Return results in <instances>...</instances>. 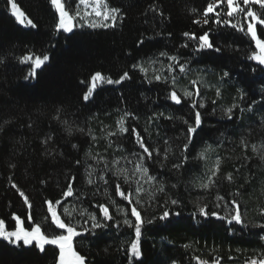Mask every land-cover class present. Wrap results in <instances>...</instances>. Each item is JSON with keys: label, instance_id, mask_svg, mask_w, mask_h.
<instances>
[{"label": "trees", "instance_id": "1", "mask_svg": "<svg viewBox=\"0 0 264 264\" xmlns=\"http://www.w3.org/2000/svg\"><path fill=\"white\" fill-rule=\"evenodd\" d=\"M14 2L36 27L27 19L25 24H19L7 0H0V219L8 223L9 230L16 227L13 213L27 229V218L32 214L33 223L41 225L46 235L59 234L58 229L53 231L54 225L48 227L51 216L44 201L61 200L56 211L68 223L61 207L76 197L98 219H102L97 207L100 203L114 217L107 221L108 227L96 229L95 234L83 231L90 228L86 221L83 228L76 229L82 235L74 238V249L85 257L86 264H250L253 259H262L264 228L256 225L264 224V216L258 214V208L264 207V161L252 153L251 145H264V67L250 58L254 44L247 34L244 14L228 17L227 5L221 4L216 9L221 14L219 19L230 23L217 24L216 15L209 13V22L204 24V10L213 0H106L110 8L121 10L119 15L123 18L117 19L115 27H82L65 33L56 31L59 19L50 0ZM62 2L70 14L74 13L78 0ZM251 6L254 11L264 12L259 5ZM185 32L197 36L209 32L210 40L220 51L194 52L198 41H192ZM258 32L264 38L260 29ZM185 44L188 47H183ZM161 52L175 56L176 61L161 56ZM28 54H48L50 59L36 69L35 77L25 79L32 64L21 62L20 58ZM156 61L169 68L168 75L161 74L159 81L155 79L157 74L140 71V67ZM180 64L185 71L180 70ZM195 71L222 77L228 71L229 76L223 78L229 90L239 96L243 111H232L231 119L221 113L208 115L207 108L199 107L196 85L193 98L185 99L176 86L173 88L171 77L181 78ZM96 72L113 80L128 72L130 78L119 85L98 83L93 96L84 101V92ZM172 90L181 97L179 105L167 98ZM192 101L197 102L195 108ZM196 111L202 114V125L189 151L184 152L183 146L188 142V125L184 121L194 124ZM158 113L164 115L154 118ZM121 118L129 130L123 134L117 130ZM4 121L8 123L5 125ZM67 127L72 128L71 135ZM132 128L142 135L150 150H156L151 160L137 144ZM241 140L246 141L247 147ZM203 142L216 145L222 161L217 185L207 192L192 188L190 183L200 169L194 157ZM94 145L105 158L117 154L120 159H129L134 158L133 153L145 156L149 174L157 179L144 205H137L132 198L134 184H124L108 174L105 180L109 183L104 184L98 178L101 171L91 177L85 174L87 153ZM166 148L171 151L165 160ZM185 155L187 162L174 168ZM228 173L233 175L232 182L225 178ZM72 177L76 179L73 181ZM86 178L94 183H86ZM70 181L73 195L65 198L63 192ZM160 182L164 185L162 192L158 191ZM13 183L29 197L31 209L11 187ZM117 183L126 194L131 193V204L116 194ZM217 195L223 200H216ZM173 199L178 201L176 205L171 204ZM196 199H200L201 206L208 205L207 217L199 215ZM112 200L124 207L133 224V206L142 221L153 220L142 225L140 259L130 258L128 252L137 240L135 228L120 221L110 205ZM233 200L239 202L241 212L247 210L241 224H229L230 218L217 209L218 204L224 203L233 208ZM165 210L170 215L161 221L158 217ZM212 212L217 216H212ZM57 257L55 246L46 245L41 252L35 244L24 246L20 241L13 245L0 238V264H56Z\"/></svg>", "mask_w": 264, "mask_h": 264}, {"label": "snow or ice", "instance_id": "2", "mask_svg": "<svg viewBox=\"0 0 264 264\" xmlns=\"http://www.w3.org/2000/svg\"><path fill=\"white\" fill-rule=\"evenodd\" d=\"M244 7L240 6L239 0H213L212 3H209L207 7L204 10V20L203 23L207 24L209 22V13H214L217 17L216 23L220 24L223 23L225 25H228L230 21L223 20L221 21L219 19L220 13L216 12V9L221 6V4L227 5V12L226 15L228 17L234 16L236 13H243L244 18L247 21V34L251 37V40L255 42L256 48L259 50V54L254 53L250 58L253 60H256L259 64L264 65V39H261L257 35V29L256 26H264V12H257L253 10V7L250 5H259L260 9L264 10V0H242ZM7 3L11 6L12 15L16 17V20L20 23H23L24 20L27 19V17L24 15V13L19 9L17 6V3L14 2V0H7ZM50 3L55 7L58 16L59 21L56 24V31H63L65 33H70L73 31V20L76 16L80 15L79 10L75 12V14H70L68 10H66L65 3L62 2V0H50ZM79 4H83L87 6L88 0H79ZM103 7V12H101L99 9ZM95 15L97 17H102L104 21H107L111 19L112 21H116L117 19H122L123 17L119 15L120 9L119 8H110L106 0H95ZM195 12L196 10L193 9ZM87 15V14H86ZM28 24H30L33 28L36 27V25L30 20L27 19ZM195 23H200V21H195ZM89 27L96 28V27H115V23L109 25L107 23H90L88 24ZM232 28L237 29L238 31L243 32L244 28L239 27L237 24H231ZM185 36L189 37L192 41L198 43L196 44V47L193 49L194 52H201L205 50H214L216 52L220 51V48H217L214 46V43L210 40V33L204 32L203 35H195V34H189L187 32L184 33ZM140 44H143V41L139 42ZM183 47H188L187 44L183 45ZM161 56H168L167 53L161 52ZM21 62L31 61L32 64V71L28 74V76L25 77V79H30L35 77L36 75V69H40L47 61H49L50 57L48 54L41 55H33L28 54L20 58ZM168 59L175 62L176 57L175 56H168ZM134 68L139 67L138 65H133ZM180 70L183 72L185 71V67L183 64L179 65ZM140 71L146 73V69L143 67H140ZM229 72L225 71L223 73V77H228ZM129 73L124 72L123 75L119 77V79L113 80L111 77H105L100 72L94 73L90 80L91 83L89 87L87 88V91L84 92L83 100L88 101L90 97L93 96V93L97 87L98 83H107L109 85L111 84H121L123 81L129 79ZM163 77L160 75H156L155 79L157 81L161 80ZM83 83V81H82ZM195 83V82H193ZM175 85V78H173V88ZM196 95H199V92L197 91ZM217 95H220L219 89H217ZM193 96L192 92L184 91L183 97L185 99H189ZM171 101H173L175 104L179 105L181 103V97L177 95V92L175 90H172L169 93V96L167 97ZM215 103V101H213ZM197 102L192 101V107H196ZM200 108H204L205 105L203 103L199 104ZM59 112V110H58ZM232 108L227 109L226 114L229 115V119H231ZM126 115H131L126 113ZM164 113H158L154 114V118H158L159 116H163ZM152 118H150L151 120ZM63 124L67 125V121H61ZM8 121H4V124L6 125ZM185 124H187V133H186V140L187 143L183 146V151L188 152L189 146L191 143H193L195 134H197L198 129L202 125V114L199 111H196L195 113V122L194 124L189 123L188 121H184ZM118 132L119 134H123L128 132V128H126L125 121L123 118H121L120 121H118ZM3 130V125H0V131ZM66 131L69 135L72 134V128L67 127ZM78 131H83L82 129H78ZM132 134L135 135L136 142L139 144V147L143 149V152L147 154V159L151 160L153 158V152H155V149L150 150L148 146H146V143L144 139L142 138V135L135 129H131ZM117 133H109V135H116ZM47 139H51V137H48ZM47 139L44 141V143H47ZM167 143V141L165 142ZM241 144L247 147V143L244 140H241ZM74 148L77 147V145H73ZM252 151L254 153H257L259 150L257 148V145L253 144ZM213 146L211 144L206 145L198 154L196 159L199 160H206L207 153L210 151H213ZM171 151L170 148H166L164 152V159H168L167 153ZM133 155L138 156L139 163L136 165L135 171L138 173H142L149 182H156V177L149 174V168L145 165V156L140 155L138 153H133ZM264 159V155L261 157ZM95 159V157H93ZM188 156H184V160L181 161L178 164H174V168H181L185 162H187ZM79 163V161L77 162ZM221 159L217 158L215 161V165L213 169L211 170V174L207 177V180L201 183H197L195 186L200 188L201 190L207 192L208 190L215 188L217 185V179H218V173L220 172V166H221ZM163 166V165H162ZM92 173L89 172V177H91ZM112 176H115L117 179L122 178L124 184H129L131 177L128 174V171L126 169H117L112 172ZM101 181L104 182V184H108L109 181L105 180L104 176L101 174L98 177ZM229 182L233 181V175L231 173H228L225 177ZM75 177H72L71 180H75ZM89 184L94 183L92 179H88L87 181ZM43 183V181L41 182ZM11 187L16 189V191L19 193V196L23 198V203L31 209L33 205L30 203L29 197L25 194V192L21 191L20 188L15 184H11ZM175 187V185H173ZM116 194L120 196L123 200L128 201L129 204L132 203L130 196L131 193H125V191H122L121 184H116ZM142 191L140 187L136 188V193L139 194ZM158 191L162 192L164 191V185L162 182H160ZM105 193L107 194V188L105 189ZM73 195V184L70 181L67 190L63 192V197H71ZM236 195H239V193H236ZM216 200H223V197L220 195L216 196ZM45 204H47V211L51 216V225H48L49 228H51L52 225L55 226L53 231L55 230H62L59 234H54L52 236L46 235L41 230V225L33 223V216L32 214H29L27 220L30 224V230L25 229L22 227V221L19 216H17L15 213L12 215V219L15 221L16 227L12 230H9V225L4 219H0V238H2L5 241H8L10 244L18 245L20 241L23 242L24 246H30L33 243H35V246L37 249H39L41 252L45 250L46 245H52L55 246L56 249L59 250L58 257L56 260V264H86L85 257L82 256L78 251H76L73 248V238L81 236L82 233L78 232L76 230V227H74L71 222L65 223L63 219H61L60 215L57 214L56 206L61 205V200L57 199L55 200V203H53L51 200H45ZM135 203L137 205L141 204V200L139 198L136 199ZM178 203L177 200L173 199L171 200L172 205H176ZM233 205V214L231 215L230 219H228V223L232 224L235 222L236 224H241L242 221V213L240 211L239 202L236 200L231 201ZM113 206H115V202H112ZM99 208V213L102 219H98L97 214L93 212H88V219L91 220V227L90 228H84L83 231L85 233H92L95 234L96 229H103L108 227L107 221L114 219L112 215L109 214V208L106 207L103 203H100L97 205ZM198 213L200 216L207 217L209 213L206 211L208 205L204 204L201 206L200 204L196 205ZM219 207V205H217ZM86 210H82L80 212V215H85ZM117 211L119 213H124L125 209L122 207H117ZM64 214L68 217H71V212L68 211V209L64 208ZM197 213H193V216H195ZM258 214L261 216H264V207L258 208ZM131 215L135 217L134 224L129 219L125 218L123 220V223L125 225H128L130 227L134 226L135 233L137 240L133 241L130 248L128 249L129 256L136 257L137 259H140L142 256L141 249L139 247V237L141 235V228L143 223L151 224L153 220H147L142 221V217L140 212L138 211L137 207L133 206L131 208ZM170 213L169 211L165 210L158 219L163 221L166 220L169 217ZM176 215H179V213H176ZM212 216H217V213L212 212ZM220 219H224V217H218ZM155 219V218H154ZM87 223V221H86ZM257 227L264 228V224L256 225ZM261 239L264 240V236H261ZM175 264V262H173ZM200 264H208L207 261H201ZM213 264H219L218 261H214ZM250 264H264V260H260L257 262L255 259H253Z\"/></svg>", "mask_w": 264, "mask_h": 264}, {"label": "rangeland", "instance_id": "3", "mask_svg": "<svg viewBox=\"0 0 264 264\" xmlns=\"http://www.w3.org/2000/svg\"><path fill=\"white\" fill-rule=\"evenodd\" d=\"M239 3H240L241 7H244L242 0H239ZM94 8H95V0H88L87 6H85L83 4H79V0H78L75 11L72 14L74 15L75 12L77 10H79L80 15L76 16L75 19L73 20V25H74L73 30L77 29V28H82V27H89L88 24H90V23H107L109 25L115 23V25H116L117 20L112 21L111 19H109L107 21H104L102 17H97L95 15ZM54 9H55V7H54ZM99 10L101 12H103V7H101ZM57 15H58V13H57ZM58 19H59V16H58ZM18 23L19 24H25L26 21L24 20L23 23H20V22H18ZM89 28H92V27H89ZM97 28H105V27H96V29ZM256 29H257L258 37L261 39H264L260 36V34L258 32L260 29L262 31V33L264 34V26L257 25ZM253 44H254L253 54L254 53L259 54V50L256 48L254 41H253ZM261 66L264 67V65H261ZM145 69H146L147 75H149L150 73L151 74L153 73V74H157V75L162 74L165 76V75H168L166 73H167V71H169V68H164L162 66V64L160 62H157V61L148 63L147 66L145 67ZM173 78H175V85L174 86L177 87V89L179 90V92L182 96H183L184 91L192 92L193 96H194L193 86L196 85L198 87L200 94L198 96L197 102H198V104L203 103L205 105L204 108H200V109L202 110V109L207 108L206 113L208 115L221 113L225 116V115H228V114H226L227 109L232 108V111H236V109L239 108V105H240L239 104L240 103L239 96L235 92H232L231 90H229L228 86L226 85V80L221 75H213V74L203 72V71H195L193 74L185 75L181 78L171 77L172 81H173ZM193 82H195V83H193ZM217 89H219V92H220L219 96L217 95ZM193 96L189 99H192ZM213 101H215V103H213ZM239 111L241 113L243 111V109L239 108ZM118 128H119V125L117 123V130H118ZM209 144H211L213 146L214 150L207 153L208 158L206 160L196 159L197 154L206 145H209ZM254 144L257 145V148L259 151L257 153H254L252 151V153L257 158H259L261 161H264V159L261 158L262 155H264V145L260 142H257ZM95 147H96L95 145L93 148L91 147L87 153V161H86L87 166L85 169V174L89 175V172L96 173V172L101 171L103 173L102 175L104 176L105 179H106L107 174L110 175L111 177L116 178L115 176H112L113 171H115L117 169H126L128 171L129 176L131 177L129 184H134L135 189L137 187H140L142 189V191L139 194H137L135 191V193L132 195V198L134 201H136V199L139 198L141 200L140 205H144L145 200H147L148 197L151 195V190L155 186H154V182H149L147 180V178L144 175H142V173H138L135 171L136 165L139 163L138 156L134 155V158L120 159L116 154V155L112 156L111 158H105L103 156V154H101L99 151H97V149ZM251 149H252V147H251ZM93 157H95V159H93ZM217 158H218V150H217L216 145H213L210 142H203L200 144V146L198 147L197 153L194 157V161H196L197 163L200 164V169L198 170V172L195 175H193L191 177L190 183H191L192 188H195V189H198L201 191V189L196 187L195 185L197 183H201V182H204L207 180V177L211 174V170L213 169V167L215 165V161ZM119 180L123 182L122 178H120ZM87 181H88V178H86V183H88ZM112 202H113V200L110 201V205H111L113 211L118 214L120 221L123 222V220L125 218H127L126 212L124 211V213H119L117 211V207H122V208H124V207L121 206L120 204H118L115 200H114L115 206H113ZM195 202L197 204H199L200 199H196ZM218 205H219V207H217V209H219L227 218H230L231 215L233 214V208L229 207L226 203L218 204ZM65 207L68 209L69 212H71V217H68L64 214V208ZM61 208H62V210H61L62 217L65 218L68 223L71 222V224L74 227H76V229L83 228V221L89 222L90 227H91L92 222H91V220L88 219L87 213L93 212V211L90 210V208H87V206H85L83 204L82 199L73 197L67 203H65ZM82 210H86L85 215H83V216L80 215V212ZM246 211L247 210L245 208V210H243V212H241L242 216L243 215L247 216ZM22 227H24L23 224H22ZM24 228L27 229L26 227H24ZM28 230H30V229H28ZM59 231L61 232L62 230H59ZM77 231L79 232V230H77ZM74 238H73V248H74ZM33 244H35V243H33ZM58 253H59V250H58ZM260 260H264V257ZM259 261H257V262H259Z\"/></svg>", "mask_w": 264, "mask_h": 264}]
</instances>
